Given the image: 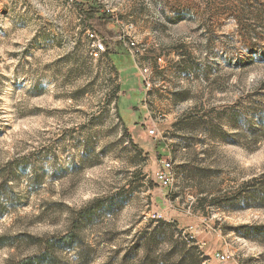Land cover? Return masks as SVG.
<instances>
[{
  "label": "rangeland",
  "instance_id": "rangeland-1",
  "mask_svg": "<svg viewBox=\"0 0 264 264\" xmlns=\"http://www.w3.org/2000/svg\"><path fill=\"white\" fill-rule=\"evenodd\" d=\"M91 1L0 0V264H264V0Z\"/></svg>",
  "mask_w": 264,
  "mask_h": 264
},
{
  "label": "trees",
  "instance_id": "trees-1",
  "mask_svg": "<svg viewBox=\"0 0 264 264\" xmlns=\"http://www.w3.org/2000/svg\"><path fill=\"white\" fill-rule=\"evenodd\" d=\"M91 3H92V5L93 4L96 5L98 2L95 0H92ZM92 13H93V9L89 10V13H88L89 19L92 18V16H93ZM105 16H107V15H105ZM106 56L109 57L108 54H106ZM112 69L114 71H118L117 68L115 67V65H112ZM118 118H119V120L122 121L119 114H118ZM122 124L124 127V131H126V127H125V124L123 121H122ZM260 180L264 183V175L261 177ZM253 192H255V191H253ZM173 226H175V225H173ZM69 238H70L69 236L64 237L65 240H67ZM175 243L180 244L181 247L189 246L188 251H186V253L184 255H182L178 258V261L176 262L177 264H181L184 261H188V262H190V264H201L202 263V258H200V254H198V251H197L196 240L192 236L187 235L186 237L184 236L182 238H179V240H175ZM36 247L38 249H40V252L36 256L27 257V258L23 259L18 264H39V262H42V261H45V263H49V260H48L49 257H47L43 254L44 253L50 254V251L52 250L51 242L46 241L44 243H38V245H36ZM173 249H174V246L172 245V247H171L172 253L174 252Z\"/></svg>",
  "mask_w": 264,
  "mask_h": 264
},
{
  "label": "built area",
  "instance_id": "built-area-1",
  "mask_svg": "<svg viewBox=\"0 0 264 264\" xmlns=\"http://www.w3.org/2000/svg\"><path fill=\"white\" fill-rule=\"evenodd\" d=\"M107 12H109V10H107ZM89 34V33H88ZM90 38H92V47L94 48L95 52L96 53H103L105 52V47L103 45V43L99 42V41H96L94 40V36L93 34H89ZM135 45L133 43H130V47L129 49H134ZM149 134L150 135H153L154 134V131L153 130H150L149 131ZM171 170V164L170 162L168 161H163L162 162V167L161 169L156 173V179L157 181L165 186V187H168L171 185V177L169 175V171ZM217 259L218 261H224L225 260V257L224 255H217Z\"/></svg>",
  "mask_w": 264,
  "mask_h": 264
},
{
  "label": "crops",
  "instance_id": "crops-1",
  "mask_svg": "<svg viewBox=\"0 0 264 264\" xmlns=\"http://www.w3.org/2000/svg\"><path fill=\"white\" fill-rule=\"evenodd\" d=\"M98 1H99V3H101L102 0H98ZM98 1H97V2H98ZM99 3H98V4H99Z\"/></svg>",
  "mask_w": 264,
  "mask_h": 264
}]
</instances>
